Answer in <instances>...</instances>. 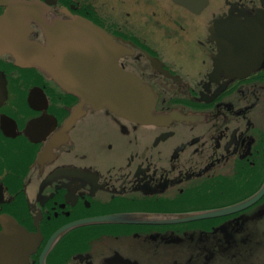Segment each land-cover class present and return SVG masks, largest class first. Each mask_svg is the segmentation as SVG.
<instances>
[{
	"label": "flooded vegetation",
	"instance_id": "af4514ba",
	"mask_svg": "<svg viewBox=\"0 0 264 264\" xmlns=\"http://www.w3.org/2000/svg\"><path fill=\"white\" fill-rule=\"evenodd\" d=\"M12 1L28 42L24 2L102 30L172 118L92 109L0 50V264H264V0Z\"/></svg>",
	"mask_w": 264,
	"mask_h": 264
},
{
	"label": "water",
	"instance_id": "95a60500",
	"mask_svg": "<svg viewBox=\"0 0 264 264\" xmlns=\"http://www.w3.org/2000/svg\"><path fill=\"white\" fill-rule=\"evenodd\" d=\"M15 3L6 0L8 5ZM19 9L24 12L20 17L24 26L29 22L36 24L44 40L43 44L28 42L26 31L16 34L13 32L15 27L8 25L7 31L0 23V50L11 53L22 66L38 69L63 91L92 109L104 108L135 124L163 126L172 118L171 115L155 113L156 97L152 90L136 76L117 67L119 50L102 30L79 18L71 22L52 20L49 23L45 20V8L41 2H24ZM8 10L16 11L14 7ZM88 67L93 72L87 73ZM220 213L193 214L178 217L173 222ZM135 216L119 215L97 221L123 223L134 220Z\"/></svg>",
	"mask_w": 264,
	"mask_h": 264
},
{
	"label": "bare ground",
	"instance_id": "6f19581e",
	"mask_svg": "<svg viewBox=\"0 0 264 264\" xmlns=\"http://www.w3.org/2000/svg\"><path fill=\"white\" fill-rule=\"evenodd\" d=\"M146 55V54H145ZM149 61V60H148ZM91 68V67H90ZM89 67H88V72L87 73H91V72H93V71H91V69H90ZM80 77V76H79ZM82 79H85V78H82ZM142 82V81H141ZM145 84V83H144ZM146 85V84H145ZM155 93V92H154ZM106 111V110H105ZM155 213V212H154ZM161 215V214H160Z\"/></svg>",
	"mask_w": 264,
	"mask_h": 264
}]
</instances>
